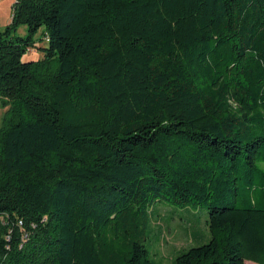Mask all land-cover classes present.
Segmentation results:
<instances>
[{
    "label": "trees",
    "instance_id": "trees-1",
    "mask_svg": "<svg viewBox=\"0 0 264 264\" xmlns=\"http://www.w3.org/2000/svg\"><path fill=\"white\" fill-rule=\"evenodd\" d=\"M11 7L0 264H154L156 201L207 210L176 264H264V0Z\"/></svg>",
    "mask_w": 264,
    "mask_h": 264
},
{
    "label": "rangeland",
    "instance_id": "rangeland-1",
    "mask_svg": "<svg viewBox=\"0 0 264 264\" xmlns=\"http://www.w3.org/2000/svg\"><path fill=\"white\" fill-rule=\"evenodd\" d=\"M14 0H0V32L9 24L12 17ZM25 26H20L16 34L26 35ZM38 45H46L42 39ZM29 57L38 58L42 52L32 48ZM26 57V58H29ZM4 108L0 106V120ZM264 169V162L259 163ZM150 217V233L145 244L149 257L154 264H176L178 254L190 247L203 244L209 240L207 227V210L202 206H178L164 201H156L146 208ZM246 264H257L246 261Z\"/></svg>",
    "mask_w": 264,
    "mask_h": 264
}]
</instances>
